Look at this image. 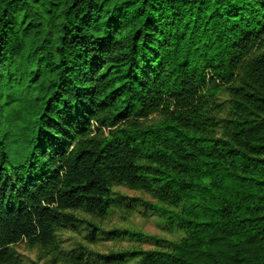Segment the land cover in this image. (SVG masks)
I'll use <instances>...</instances> for the list:
<instances>
[{
    "label": "trees",
    "instance_id": "1",
    "mask_svg": "<svg viewBox=\"0 0 264 264\" xmlns=\"http://www.w3.org/2000/svg\"><path fill=\"white\" fill-rule=\"evenodd\" d=\"M140 208L177 239L95 223ZM81 225L153 247L64 244ZM18 243L49 264H264V0H0V264Z\"/></svg>",
    "mask_w": 264,
    "mask_h": 264
},
{
    "label": "rangeland",
    "instance_id": "2",
    "mask_svg": "<svg viewBox=\"0 0 264 264\" xmlns=\"http://www.w3.org/2000/svg\"><path fill=\"white\" fill-rule=\"evenodd\" d=\"M121 194L129 198H142L150 203H155L149 196L137 191L127 190L126 188L117 189ZM99 228L109 231L112 229L131 230L133 232H140L147 235H154L157 237H164L168 240L177 239L176 235H172L165 230V222L161 216L155 212L148 210L145 212L143 208L138 209L130 215H127L124 210L114 209L105 219L95 221ZM84 226H79L81 233L71 232L66 230L60 233L61 239L67 245H77V243L88 245L84 239L87 230H83ZM141 247L143 249H151L153 246L146 240H137V238H129L123 236L119 240H100L95 245H88V247L99 253H107L109 251L122 250L131 247ZM15 250L22 259L23 264H49L48 258H40L41 254L36 248H29L25 243H18Z\"/></svg>",
    "mask_w": 264,
    "mask_h": 264
}]
</instances>
